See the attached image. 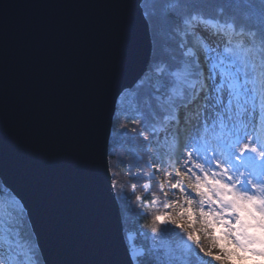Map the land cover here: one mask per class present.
Returning a JSON list of instances; mask_svg holds the SVG:
<instances>
[{
  "label": "snow or ice",
  "instance_id": "1",
  "mask_svg": "<svg viewBox=\"0 0 264 264\" xmlns=\"http://www.w3.org/2000/svg\"><path fill=\"white\" fill-rule=\"evenodd\" d=\"M142 2L137 0V7L151 42V90L142 106L122 110L124 121L111 125L106 142L131 134L137 146L128 153V178L162 176L182 199L172 201L160 184L165 211L152 212L139 230L144 246L138 250L131 233L122 236L127 264H186L184 250L191 253L194 246L193 234L184 235L178 222L185 217L190 225L198 222L205 235L219 228V236H209L213 246L224 240L264 258V0H217L211 14L198 0H157L152 11ZM168 46L172 54L165 56ZM142 80L143 75L137 83ZM125 91L118 92L116 105ZM133 167L149 171L133 173ZM106 171L114 175L111 168ZM117 183L112 179L110 187ZM143 189L151 191L147 183ZM135 199L146 215L159 197L152 192L147 203L146 196ZM173 207L179 211H167ZM178 229L179 243L173 246L165 232ZM38 250L39 234L25 198L5 181L0 264H41ZM218 251H208L204 264L228 258L223 247Z\"/></svg>",
  "mask_w": 264,
  "mask_h": 264
},
{
  "label": "water",
  "instance_id": "2",
  "mask_svg": "<svg viewBox=\"0 0 264 264\" xmlns=\"http://www.w3.org/2000/svg\"><path fill=\"white\" fill-rule=\"evenodd\" d=\"M150 52L137 0H0V179L43 264H127L106 137Z\"/></svg>",
  "mask_w": 264,
  "mask_h": 264
},
{
  "label": "rangeland",
  "instance_id": "3",
  "mask_svg": "<svg viewBox=\"0 0 264 264\" xmlns=\"http://www.w3.org/2000/svg\"><path fill=\"white\" fill-rule=\"evenodd\" d=\"M146 1L150 2V0H146ZM148 2L146 3V7H147V11H150V7H149ZM149 60H150V58H149ZM121 98L122 97H120V100H121ZM130 141L132 142L133 149H134L137 146L136 141L133 140L132 138ZM138 155H139V153H138ZM115 168H118V164H116ZM146 171H149V169H146ZM111 176H112V179H115L118 181L116 187L113 189H114L116 198H117V194H119L117 201H118V204L120 203V205L122 206V209H123V215H122L123 233H124V235L131 233L135 236V243H136L137 248L139 250L140 248H142V246L140 245V243L137 239V236L135 235V232L131 229H128V228L126 229V226L128 225V222H129L128 218L136 211L135 195L146 196L145 202L147 203L148 201L151 200L152 192H157L159 200L156 204H149L148 211L151 213L152 212L165 211V209L163 207V204L165 202L164 196L162 193H159L157 190H158L160 184H163L165 191H167L166 187H168L170 183L164 181L162 176H159V175L156 178H154L153 180H146L143 177H140L137 179H129L128 177L123 176L120 173V171H117V173H115V175H111ZM145 183L150 185V187H151L150 192L146 193L144 191L143 185ZM132 184L137 185V188L135 191H133V189H132ZM178 192H179V190H178ZM173 199L174 198L171 196L172 201H173ZM169 202H171V201H169ZM167 211L175 213V212L179 211V208L174 207V208L168 209ZM186 219H187V217H185L182 220H179L178 222L182 223ZM170 226L175 228V225H169V228H170ZM194 226H195V231H196V235H193V241H192V245L194 246V251L189 253L185 249L183 259H185L186 264H204V261H207L205 253H204L205 248H206L205 243L209 239V236H219L220 230L217 227V228L213 229L212 231H210V233L208 235H205V233L202 231L201 225L198 222L196 224H194ZM182 231H183L184 235H187L188 233H192V231L185 226H183ZM179 232H180V230H179ZM197 236H199V240H200L199 244L196 243ZM165 240L173 246H175L177 243H179V234L177 235V230L176 231H166L165 232ZM209 240H210L211 246L213 248H216V250H218V247H223L231 255V257L228 256V258L226 260H229L233 264H264V258L252 256L251 254H248V253H242L238 249H236L234 247V245H231L224 240H217L216 246H213L211 239H209ZM200 249H204V251L201 252ZM196 253H199V255H196ZM201 257L203 259H201Z\"/></svg>",
  "mask_w": 264,
  "mask_h": 264
},
{
  "label": "trees",
  "instance_id": "4",
  "mask_svg": "<svg viewBox=\"0 0 264 264\" xmlns=\"http://www.w3.org/2000/svg\"><path fill=\"white\" fill-rule=\"evenodd\" d=\"M148 1L143 0L141 7H144L147 10L146 3ZM157 0H150L149 7L150 11L153 9V4H155ZM198 2L205 7L206 11H208L210 14L215 13V9L217 7V0H198ZM147 15V11L145 13ZM171 46H168V50L164 52L165 56L171 55ZM150 58V57H149ZM150 61V60H149ZM149 64V63H148ZM151 76V73L148 72V66L143 74V80L139 83H135L132 87L129 89H126L125 95L122 96L119 105H116L114 115H119L120 120H112V125L117 124L119 122L124 121V115L122 114V110L129 109L130 106H135L138 103L142 106V100L146 93L150 92L151 90V81L149 77ZM114 117V116H113ZM131 140V134L127 136H120L117 135L113 140L111 144H108V151H111L114 153L113 156L108 157V164L109 168H111L112 172L117 173V171H120V173L123 176L128 177L127 175V165L129 162L132 161V158L128 155V153L133 149V145ZM125 161V164L122 166L120 164V161ZM116 164H118V168L116 167ZM117 169V170H116ZM133 173L137 171H146V169H138L137 167L132 168ZM112 177V176H111ZM4 183L0 179V186H2ZM136 197V195H135ZM136 211L128 218L129 222L126 226V229H131L135 232V235L137 236V239L140 243V245L143 247L146 243L145 237L139 234V230L143 227L145 222L151 218V212L148 211V214L141 215L140 213L144 212L142 205L139 204L137 201L135 202ZM120 213L121 217L123 215V209L122 206L119 203ZM126 224V223H125ZM170 228H173L170 226ZM145 231H149L145 229ZM179 234V230H177V235ZM41 264H43L41 260Z\"/></svg>",
  "mask_w": 264,
  "mask_h": 264
},
{
  "label": "bare ground",
  "instance_id": "5",
  "mask_svg": "<svg viewBox=\"0 0 264 264\" xmlns=\"http://www.w3.org/2000/svg\"><path fill=\"white\" fill-rule=\"evenodd\" d=\"M166 190H167V191L169 192V194L174 198L173 201L178 200V199H182L181 194L178 192V189H177V190H171V189H170V184H169L168 187H166ZM173 192H175L174 195L172 194ZM173 208H174V207H173ZM175 208H176V207H175ZM181 224H183V226H185V227H187L188 229H190V230L192 231L193 235H196L195 226H194V225H190V222L188 221V219L184 220ZM205 244H206V248H205L204 253H205V256H206V260L210 259V257H208V256L206 255V253H207L208 251H212V252H214V253H216V254H219V251L216 250V248H213V247L211 246V243H210V240H209V239L206 241ZM228 256L231 257L230 254H229ZM212 264H233V263L230 262L229 260L222 259V260H219V261H217V260H213V261H212Z\"/></svg>",
  "mask_w": 264,
  "mask_h": 264
}]
</instances>
